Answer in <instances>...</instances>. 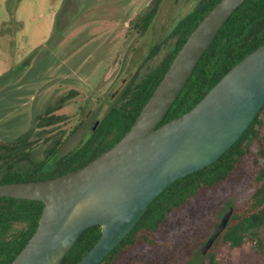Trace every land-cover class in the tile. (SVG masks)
<instances>
[{
	"label": "rangeland",
	"instance_id": "374dc122",
	"mask_svg": "<svg viewBox=\"0 0 264 264\" xmlns=\"http://www.w3.org/2000/svg\"><path fill=\"white\" fill-rule=\"evenodd\" d=\"M154 1L0 0V142L30 131L36 160L47 156L54 140L56 156L76 149L118 105L122 91L172 49V29L199 0H161L142 31L141 19ZM62 97L50 113L62 119L39 123L38 116ZM255 171L242 161L228 182L170 215L155 236L159 246L138 244L114 264H184L225 209L248 196ZM217 260L264 264V254L246 240L240 247L222 246Z\"/></svg>",
	"mask_w": 264,
	"mask_h": 264
},
{
	"label": "water",
	"instance_id": "95a60500",
	"mask_svg": "<svg viewBox=\"0 0 264 264\" xmlns=\"http://www.w3.org/2000/svg\"><path fill=\"white\" fill-rule=\"evenodd\" d=\"M245 0H219L191 30L130 128L83 166L43 180L0 183V197L43 203L35 231L10 264H60L89 227L100 235L76 264H99L176 179L215 162L264 105V43L190 109L159 124L219 29ZM95 122L93 129L96 127ZM227 207L204 244L225 229Z\"/></svg>",
	"mask_w": 264,
	"mask_h": 264
},
{
	"label": "trees",
	"instance_id": "16d2710c",
	"mask_svg": "<svg viewBox=\"0 0 264 264\" xmlns=\"http://www.w3.org/2000/svg\"><path fill=\"white\" fill-rule=\"evenodd\" d=\"M219 0H199L192 11L181 18L172 29V49L160 63L138 81H132L120 95V102L98 122L90 135L74 150L56 156L58 141L42 160L33 158L30 131L12 142H0V183L43 180L79 168L111 147L130 128L141 107L163 76L172 58L191 30ZM161 0H155L143 16L140 28L144 31L151 23ZM264 43V0H245L219 29L208 49L203 53L191 76L159 123L174 118L195 105L207 91L239 60ZM158 46L152 51V54ZM151 54V55H152ZM65 97L56 106L48 107L38 116L44 125L58 122L53 116ZM248 160L256 168L250 181V193L236 207L225 229L205 255L199 248L212 230L199 242L198 247L184 264H220L217 253L224 245L240 247L246 240L264 254V105L248 128L215 162L176 179L159 193L122 239L99 264H114L138 244L148 248L160 245L155 236L171 214L179 211L196 195L213 190L226 183L241 162ZM43 203L11 197H0V264H10L36 229ZM100 235V226L87 228L61 260L60 264H76Z\"/></svg>",
	"mask_w": 264,
	"mask_h": 264
},
{
	"label": "flooded vegetation",
	"instance_id": "af4514ba",
	"mask_svg": "<svg viewBox=\"0 0 264 264\" xmlns=\"http://www.w3.org/2000/svg\"><path fill=\"white\" fill-rule=\"evenodd\" d=\"M94 124H95V123H94ZM97 125H98V124H97ZM97 125H96V126H97ZM93 126H94V125H93ZM94 129H95V128H94ZM94 129H93V127H92V131H93Z\"/></svg>",
	"mask_w": 264,
	"mask_h": 264
}]
</instances>
